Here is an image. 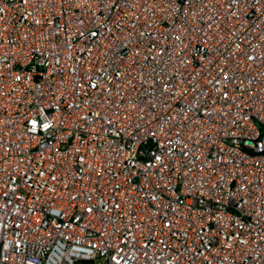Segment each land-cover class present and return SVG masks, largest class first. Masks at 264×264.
<instances>
[{"label":"built area","instance_id":"1","mask_svg":"<svg viewBox=\"0 0 264 264\" xmlns=\"http://www.w3.org/2000/svg\"><path fill=\"white\" fill-rule=\"evenodd\" d=\"M264 264V0H0V264Z\"/></svg>","mask_w":264,"mask_h":264},{"label":"rangeland","instance_id":"2","mask_svg":"<svg viewBox=\"0 0 264 264\" xmlns=\"http://www.w3.org/2000/svg\"><path fill=\"white\" fill-rule=\"evenodd\" d=\"M79 264H85V262L84 261H80Z\"/></svg>","mask_w":264,"mask_h":264}]
</instances>
